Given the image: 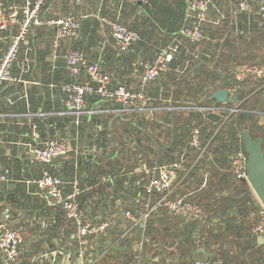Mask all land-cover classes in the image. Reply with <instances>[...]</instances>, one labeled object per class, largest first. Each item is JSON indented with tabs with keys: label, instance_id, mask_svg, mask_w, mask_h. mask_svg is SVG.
Here are the masks:
<instances>
[{
	"label": "trees",
	"instance_id": "trees-1",
	"mask_svg": "<svg viewBox=\"0 0 264 264\" xmlns=\"http://www.w3.org/2000/svg\"><path fill=\"white\" fill-rule=\"evenodd\" d=\"M9 1L12 0H0L2 4ZM149 1L151 4H149ZM154 1L147 0L144 3L135 2V4L141 5L144 13L152 10L157 14L160 22L159 28L164 27L168 28V31L178 32L184 19L185 0H175L173 3H169L168 0H158V3L153 6ZM232 1L234 5V0ZM258 1L252 0L254 10L257 8L255 4ZM233 11H235V7ZM235 14L238 25L248 28L249 34H229L233 20H227L222 25L214 26L215 29L210 34L212 37H224V40L222 42L217 40L212 44L214 48L210 50L209 57L204 54H199L197 57L185 54V51L188 48L193 49L194 45L190 47L178 45L175 55L168 63L169 69L149 84L148 93H151L150 100L153 99L152 104L161 106L164 100L182 105H186L190 101L191 103L200 102L199 104L208 103L211 101L210 96L214 90L229 88L234 85L230 78L236 65L252 63L264 58L263 26L258 25L257 20L251 21L249 26L246 24L248 18H251L253 14L249 16L243 10H237ZM253 17L261 20L255 15ZM167 19H172L171 22H177L175 24L170 23V21H165ZM80 20L82 36L79 35L74 40L73 47L86 51L95 43L94 32L99 26V22L97 20L91 25L90 18ZM132 27L137 29V25ZM137 30L140 32L141 39L131 48L133 51L128 53V58L124 59L128 70L134 72L141 71L144 60L152 57L158 48L157 46H159L146 41L143 32L140 29ZM169 42L161 41L158 44L166 45ZM206 42L207 40L200 44V49H203V51L206 49ZM110 52H112V49H110ZM146 53L150 57L146 58ZM121 54L124 55V53ZM138 56L139 59H137ZM92 59L97 62L95 57ZM186 61L187 65L179 72L177 68L183 67ZM97 63L101 67V62L98 61ZM59 66L61 68L54 72V81L67 79L63 62L59 63ZM49 74L51 73L47 75ZM47 77L43 80L45 87L47 82L52 81L51 79L47 80ZM259 83H261L260 80L249 81L246 85L239 84L236 86L237 94L243 96L252 91ZM27 93L29 94L27 96L28 100L33 105L30 88L27 89ZM262 93L263 90L259 89L246 99L243 110L225 120L215 134L214 131L218 122L208 116L206 117L200 111L194 110V112L191 109L188 113L183 114V119H180V116L175 115L174 112L176 111L160 108L157 115L160 114L161 117L159 116V118L166 123L165 131L161 130L160 126L162 127V124L155 119H146V132H142V121L119 120L116 125L118 131H113V137L107 138V141H116L114 142L116 143L114 151L112 150V152L106 154L99 153L96 156L93 154L95 166L91 164L92 171H96L97 163L103 161L104 172L109 176L115 175V172H119V170H122V172L116 176L121 178L132 172L137 176L140 169L138 167L139 162L133 160L135 153H140V160L146 161L148 165H153L177 157L179 153L175 154L174 151L185 147V157L186 160L189 159L186 164L189 171L176 186L174 196L199 203L205 210V216L199 221H182L177 217H169L165 209L161 208L158 213H154L147 219L144 226L137 225L133 229L131 235H134V237L130 235L116 240L92 264H164L167 257H170V264H188L193 256L204 257L210 264H214L218 259L222 260L221 264H242L243 259L246 260L245 264H263L264 243L259 244L256 237L250 232L254 216L251 217L252 219L248 218V214L256 208L257 199L251 194L249 184L244 180L236 179L230 169L232 149L242 145L240 131L246 129L253 137H263L262 146L264 150V123L259 124L254 119L257 115L252 112L258 108L259 110L256 111H264V108L257 107L258 104L264 107V95L261 96ZM99 99L100 97L94 94L86 95L88 106ZM252 100L254 104L249 102H253ZM41 102L38 101V103ZM43 107L49 108V106ZM162 112L164 113L163 116ZM194 126L199 127V137L202 144H206L208 140L210 142L207 143L203 155L191 165L197 150L189 148L186 142ZM155 128H158V131H153ZM160 134L169 138L168 145L160 141ZM103 137L105 135L96 134L92 147L97 149L101 146L104 140ZM133 140H136L138 152L126 148V146H130ZM66 158L68 159L65 160L63 166L58 165L59 162L57 161L55 163H45L43 168L60 177L68 178L75 161L73 160V154L68 155ZM78 164L79 161L76 160V165ZM97 188L101 191L107 190L105 185L95 186L94 190ZM36 192L38 191L36 190ZM51 207L57 217L53 226L62 228L59 243L63 244L68 230L72 228V223L65 218L61 207ZM198 222L201 232L199 241L193 236V230ZM209 223L212 224L208 225ZM118 231V227L115 226L106 235L99 237L98 244L100 247L98 249L103 250L104 245L117 237ZM53 234V231L47 234L45 241L51 242ZM231 237L233 238L230 239ZM139 240H142V244L139 249H135L133 245ZM230 240L231 242L237 240L238 245L235 252L232 251ZM49 247L52 248V244ZM199 247H203V251L198 250ZM45 249L46 247L43 246L42 249H37L34 252L22 253L19 264H51L47 258H42V261H40L36 260L34 256L44 252ZM154 256H157L158 259L154 260ZM247 260L249 261L247 262ZM57 261L53 264H57Z\"/></svg>",
	"mask_w": 264,
	"mask_h": 264
},
{
	"label": "built area",
	"instance_id": "built-area-1",
	"mask_svg": "<svg viewBox=\"0 0 264 264\" xmlns=\"http://www.w3.org/2000/svg\"><path fill=\"white\" fill-rule=\"evenodd\" d=\"M125 1L144 3L147 0ZM44 2L45 0H12L5 4L0 2V90L4 85H13L22 90L23 97L27 96L29 80L25 78V74L30 72L33 57L31 49L28 47L23 49L22 44L33 29L44 26L49 28L52 33L51 45L53 48L59 46L62 40H76L79 37L80 16L66 13L44 17L42 12ZM255 6L257 8L254 10L252 0H234L235 11L243 10L249 16L253 14L246 21L248 26L251 21L257 20L258 25H262L264 28V0H259ZM210 8L211 0H186L184 21L175 34L176 36L168 44L159 46L152 57L144 60L135 87L114 82L113 78L97 62L87 59L82 49L74 47L65 50L62 55L67 79L57 83L50 82L49 85L56 86L61 92L63 108L66 113L73 116L75 124L79 123L81 115L93 112L86 102L88 94L109 100L112 104L109 112L146 115L149 120L155 119L156 112L160 108L166 109L172 106L150 105L149 84L169 69V61L175 55L178 45H182L183 42L195 44L200 50L199 53H202L200 44L208 39L205 22L208 20ZM254 15L261 20L254 18ZM100 21L108 28L113 47L119 53L131 49L141 39L137 29L117 17L102 16ZM232 33L248 35L249 29L241 27L234 19L229 34ZM216 41L210 42L214 44ZM22 49L25 57L20 61L19 56ZM209 55L210 51L205 53V56L209 57ZM230 79L234 85L225 89H227L228 95L233 91L236 93L234 102H229L228 99L218 102L212 98L211 94L210 98L213 103L210 101L203 105H197V110L206 117L209 112L217 114L218 117L215 121L218 123L214 134L225 120L243 110L245 100L253 93L259 89L264 92V58L258 59L256 62L236 65ZM257 80H260L261 83L257 84L252 91L245 92L246 94L243 96L237 94L236 86L246 85L249 81ZM116 101L121 102L122 106H117ZM252 112L258 117L264 118V111L254 110ZM32 127L34 136H37L36 125L34 124ZM199 133V127L194 126L186 142L189 148L197 150L191 165L203 155L207 143L210 142L208 140L206 144H202ZM126 148L138 152L131 145ZM69 149H75L72 139L58 136L35 141L30 146V152L34 159L43 163H49L48 161L53 156L63 154ZM177 153H179L177 157L153 165H148L146 161L140 160V153H135L133 160L139 162L140 175H137L138 178L126 177L127 175L126 178L124 177L127 180L125 185L130 191V196L115 203L111 195L99 196L94 200L99 205L96 208L90 205L89 211H83L80 199L86 194L85 191L90 190L92 186L84 187L76 175L63 181L57 174L43 168L37 176L29 179L28 183L38 189L39 197L47 205L61 207L65 218L72 223V228L67 233V245L56 246L54 249L44 245L45 251L36 255V260L42 261V258H47L53 264L57 260V256L62 254L61 257L64 260L62 259L59 264H78V262L79 264H92L116 240L130 236L137 225L144 226L147 219L154 213H158L161 208L165 209L169 217H177L182 221L202 220L205 216L202 205L174 196L176 186L189 171V167L186 165L188 161L185 157V147H181L175 152V154ZM247 158L248 154L243 145L233 148L230 169L236 179L244 180L249 184L246 170ZM120 172L122 170H119ZM0 179H5V176L1 175ZM96 185L97 183L93 185L92 189ZM253 216L250 232L255 237L264 236V205L258 199ZM54 221L55 218L49 220L47 230L51 231L54 228ZM210 224L212 223L208 225ZM115 226L119 229L117 237L104 245L103 250L98 249L100 247L99 237L106 235ZM197 226L193 230V236L199 241L201 234L199 222ZM23 231L22 225L0 224V261L2 264L20 263ZM57 231L58 234H61L62 228L58 227ZM131 236L134 237V235ZM57 239L59 240L61 237ZM141 244L142 240H139L133 246L135 249H139ZM200 248L203 249V247H199L198 250ZM85 258L86 261H83ZM153 259L156 260L158 257L154 256ZM221 263V259L215 262V264ZM164 264H170V257L166 258ZM188 264L210 263L204 257L193 256Z\"/></svg>",
	"mask_w": 264,
	"mask_h": 264
},
{
	"label": "crops",
	"instance_id": "crops-1",
	"mask_svg": "<svg viewBox=\"0 0 264 264\" xmlns=\"http://www.w3.org/2000/svg\"><path fill=\"white\" fill-rule=\"evenodd\" d=\"M174 1L175 0H168L169 3H173ZM156 3H158V0L153 2V6H155ZM149 4H151L150 1ZM233 10L234 5L232 0H211L208 20L205 22V31H209L206 49H204V51L202 49V53H199L200 50L195 44L182 41L184 45L182 44L181 46L190 47L194 45L193 49L188 48L185 54L196 57L199 54L205 55V53H208V51L214 48L212 45L213 40L222 42L224 37H212L210 34L215 29L214 26L222 25L227 20L235 19L236 14ZM42 12L44 17L72 13L80 16V19L90 18L91 25L98 20L99 26H97L94 32L95 43L86 49V51L83 50L86 52L84 54L87 59L91 61H93L94 59L92 58L95 57L97 62H101L102 69L113 78L114 82L131 87L137 85L140 71H129L127 64L124 63V59L128 58V53L133 50L129 49L124 52H117L113 47L111 34L108 28L100 21V17H117L131 26L137 25V29L143 32L146 36V41H149L152 45L156 44L160 46L162 44H158V42L171 41L177 33L168 31V28H159L158 25L160 22L157 18L158 15L152 10L144 13L141 5L125 0H45ZM165 21H170V23L174 24L177 22H171L172 19H167ZM51 34V30L45 26L33 29L22 44L23 49L25 47L31 49L33 57L30 72H28L27 76L25 75V78L29 80L28 88L31 89L33 105H31V102L28 100L27 96L29 94L23 97L22 90L16 86L4 85L0 90V176H5V179H0V224L23 226V242L21 245L23 254L42 249L44 245L50 246L52 244L51 249H54L56 246L61 247V245L68 244L66 241L67 238L63 244L57 243L59 241L57 238L60 237L57 231L58 227L51 229L55 234L51 236V242L45 241L46 235L52 232L47 230V224L49 220L51 221L57 217L52 207L47 205L45 201L39 197L38 189L34 185L28 183L29 179L40 173L43 169V164H45L35 160L31 155L30 146L34 144L35 141L47 139L52 136L69 137L72 139L75 149H73L71 154H73L75 165L73 163L68 178L61 177L62 180L67 181L71 176L76 175L84 187L92 186L93 188V185L96 183V186H107V190L104 189L103 191L98 188L96 190L91 188L85 191L86 194L81 197L80 201L83 211H89L90 205L94 208L99 205V203L94 200L102 195H111L114 199V203L127 199L130 196V191L125 185L127 183L125 178L139 177L132 172L128 173L125 178H121L116 176L120 174L118 171L115 172V175L109 176L105 174L104 166L101 161L97 163L96 171H92L91 164L95 166L93 154L96 156L99 153L106 154L112 152V150L114 151V146L116 144L114 142L116 141H107V138L113 137V131H118L116 125L121 119L134 122L142 121V132H146V115L138 116L128 113L109 112L108 110L111 109L112 104L107 99H99L92 103L88 107L93 110V112L81 115L78 124L73 122V116L66 113L63 108L60 97L61 92L56 86L51 87L49 83L61 81H54V72H57V70L61 68L59 63L63 62L62 55L64 51L72 48L75 41L72 39L62 40L59 46L53 48L51 45ZM81 34L82 32H80V36H82ZM23 49L22 52H20V61L25 57L23 55ZM110 49H112V52H110ZM121 53H124V55ZM148 57L150 56L146 53V58ZM137 59H139V56ZM186 65L187 61L184 63L183 67H178L177 70L181 72ZM48 73L51 74L47 75ZM46 77L47 80L51 79L52 81L47 82L45 87L43 80ZM16 101L18 102L16 103ZM38 101L42 102L38 103ZM43 106H49V108L47 109ZM104 115L110 117L111 123L109 121L108 127L106 124L102 127L104 121L101 122V119L105 117ZM159 116L156 115L155 120L157 122L162 121ZM114 120L115 122H113ZM34 124L37 128V136L33 134L34 130L32 126ZM142 132L140 131V133ZM96 134L105 135V137L102 138L104 139L103 143L97 149L92 147L93 140L95 142L94 137ZM159 139L162 143H166V145L169 144L168 137H162L160 135ZM130 145L137 150L136 140H133ZM66 157H68V155L62 157L58 161V165L63 166L65 160L68 159ZM96 159H98V157H96ZM76 160L79 161L78 165H76ZM138 175H140V173ZM249 188L251 194L257 199L250 185ZM36 190L38 192H36ZM249 217L248 214V218ZM259 237L260 236H256L257 242L263 244L264 239L260 241ZM261 238H264V236ZM34 256L36 257V255ZM61 256L62 254L57 256V264H59L62 259L64 260ZM83 261H86V258ZM248 261L249 260H247V262ZM241 263L245 264L246 260L243 259ZM0 264H2L1 261Z\"/></svg>",
	"mask_w": 264,
	"mask_h": 264
},
{
	"label": "water",
	"instance_id": "water-1",
	"mask_svg": "<svg viewBox=\"0 0 264 264\" xmlns=\"http://www.w3.org/2000/svg\"><path fill=\"white\" fill-rule=\"evenodd\" d=\"M212 98L218 102L228 99L229 102H234L236 100V93L233 91L228 95V91L225 88H218L212 92ZM115 104L119 107L122 106L121 102L116 101ZM208 117L216 120L217 114L214 112H209ZM240 139L242 145L248 154L246 162L247 179L249 185L253 192L255 193L257 199L264 205V150H263V140L260 137H253L249 132L244 129L240 131ZM72 149L67 150L63 154L53 156L48 162L55 163L59 161L62 157L67 156L72 153ZM259 237L261 241L264 238ZM203 251L202 248L199 249Z\"/></svg>",
	"mask_w": 264,
	"mask_h": 264
},
{
	"label": "rangeland",
	"instance_id": "rangeland-1",
	"mask_svg": "<svg viewBox=\"0 0 264 264\" xmlns=\"http://www.w3.org/2000/svg\"><path fill=\"white\" fill-rule=\"evenodd\" d=\"M151 85H152V83H151ZM150 86V85H149ZM149 92H150V90H149ZM149 95H151V93H148ZM264 95V92L261 94V96H263ZM200 99H202V98H200ZM253 101V100H252ZM250 103H253L254 104V101L253 102H251V101H249ZM153 103V99H151L150 100V105H153V106H155L156 104H152ZM154 103H156V102H154ZM200 103V102H199ZM199 103H191V101L188 103V104H186V105H182V104H178V103H174L173 101H165L164 100V102L163 103H161V104H163V105H161V106H165V107H168V106H172L171 108H166V110H168V111H176V112H174L175 113V115H177V116H180V119H183L184 118V115L183 114H185L186 112L188 113L189 112V110L191 109V110H195V111H199V110H197V105H203V104H205V103H201V104H199ZM211 103H213V101H211ZM255 105H257V104H255ZM259 105V104H258ZM257 105V107H260V108H264V107H262V106H258ZM255 110H259V108L258 109H255ZM194 111V112H195ZM157 114L159 113V112H156ZM163 112H162V116H163ZM160 115V114H159ZM105 116V115H104ZM146 119H149V118H147L146 117ZM254 119H256V121L259 123V124H263L264 123V118H262V117H254ZM102 121H104L103 122V124H102V127L106 124V126L108 127V123H109V121H110V117L109 116H105V117H102V119H101V122ZM163 123H161L162 124V127L160 126V128H161V130H164L165 131V129H166V127H165V122L164 121H162ZM115 125V124H114ZM110 127H111V124H110ZM102 130H103V128H101ZM151 130H153V129H151ZM103 131H105V130H103ZM153 131H158V128H155ZM161 132V131H160ZM161 134H162V132H161ZM160 134V135H161ZM162 137H164L163 135H161ZM258 137H260L261 139L263 138V137H261V136H258ZM263 140V139H262ZM187 160H189V159H187ZM101 162H103V161H101ZM249 218L250 219H252L251 217L253 216V213H251V215L249 214ZM251 221V220H250ZM233 237H231L230 239H232ZM237 242V240L236 241H234V242H231V240H230V243H231V248H232V251L233 252H235L236 250H237V245H238V243H236ZM263 255H264V253H263ZM157 257V256H156ZM237 258V257H236Z\"/></svg>",
	"mask_w": 264,
	"mask_h": 264
}]
</instances>
